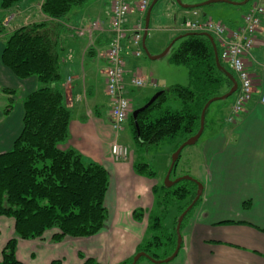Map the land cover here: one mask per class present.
Segmentation results:
<instances>
[{"label": "crops", "instance_id": "0c3cea01", "mask_svg": "<svg viewBox=\"0 0 264 264\" xmlns=\"http://www.w3.org/2000/svg\"><path fill=\"white\" fill-rule=\"evenodd\" d=\"M131 1L136 4L140 0ZM159 1L152 8L150 23L154 20L156 24L160 19L157 10L154 11ZM212 1L202 0L198 6H181L190 13L188 16L183 14V21L177 17L176 23H181L182 27L187 21L209 20L232 32L244 25L245 15L254 3L259 2L264 6V0H251L252 3L240 11L234 8L246 5L242 4L245 0ZM39 6L40 2H19L15 8L19 15L15 18V27L47 21ZM197 7L203 9L198 10ZM173 9L176 13V9ZM143 15L137 10L133 11L128 17L129 26L138 25ZM227 15L240 16L241 19L237 23L227 19L225 23L223 20ZM111 17L112 0H94L85 8L75 9L71 13L68 31L63 32L61 37V72L64 78L61 90L65 104L73 113L70 138L64 147L76 149L84 162L100 164L110 173L112 184L105 195L104 205L112 217L107 218L98 235L90 238L53 242L54 233H49L36 240H19L17 257L23 264L58 259L61 251L65 252L63 245L66 244H73L74 247L83 244L87 254L95 255H104L102 250L105 245L106 254H114L115 260L123 263L137 253L149 229L147 223L145 234L137 239L136 232L141 223L135 212L142 207L155 208L157 201L154 189L159 187L158 181L137 173L133 153L130 152L128 161L120 163L114 162L110 155L111 144L120 141L128 123L127 119L120 134L114 131L112 105L106 94V55L110 44L108 30ZM214 18L220 19L216 21ZM93 23L99 26L90 33L87 29ZM181 27L172 28V31L177 34ZM170 43L171 40L167 39L159 50L155 49V43L149 45L155 51L154 55H158ZM132 46L131 42L126 41L123 52L126 93L131 101L130 114L143 107L147 100L162 89L157 82L144 77L142 69L136 66L140 57L134 55ZM3 48L4 45L0 43V87L16 89L20 93L15 97L14 110L8 117L0 112V152L10 151L23 130L21 98L38 87L36 78L20 80L3 65ZM245 65L253 80L252 98L245 105V110L235 116V121L228 122L225 118L223 125H219L216 116L218 127L203 141L197 167V179L203 185V195L182 231L184 241L174 264H264V105L259 101L264 89V13L255 34V46L251 56L245 58ZM138 76L150 82L149 85L134 88L131 80ZM150 89L155 92L147 91ZM134 93H137L136 97H133ZM7 224L3 225L4 235L3 228H0V247H4L16 235L15 220L11 217ZM134 237L136 240L128 249L120 244ZM65 253L67 255L68 250Z\"/></svg>", "mask_w": 264, "mask_h": 264}, {"label": "trees", "instance_id": "16d2710c", "mask_svg": "<svg viewBox=\"0 0 264 264\" xmlns=\"http://www.w3.org/2000/svg\"><path fill=\"white\" fill-rule=\"evenodd\" d=\"M21 1L0 0V4L3 10L12 11ZM29 1L40 2L47 21L29 23L7 35L8 28L0 18L3 65L20 80L36 78L38 82L35 91L21 98L24 109L21 134L10 151L0 152V217L14 218L16 231L15 237L0 247V264H23L17 257L19 240L40 239L49 230H56L53 242L90 238L103 230L107 220L104 199L110 184L109 173L100 164L84 162L76 149L64 147L70 138L73 113L61 90L64 83L61 37L68 31L71 13L94 0ZM212 38L213 42L201 33H180V45L172 52L170 62L187 67L190 85L159 90L157 93L162 94L153 104L136 119L129 118L140 147H157L177 138L186 142L199 132L207 105L233 88L232 77L236 76ZM19 93L0 87V96L6 100L4 117L13 112ZM172 99L181 103L180 110L164 107ZM135 169L141 175L155 177L147 164L135 165ZM197 190V183L189 180L170 188L155 187L161 213L167 214L171 206L178 207L175 227L169 232L161 217H156L152 230L165 233L164 237L155 235L148 244L140 245L137 252H144L156 261L160 259L150 253L153 247L164 248L166 259L173 255L178 243V220L195 200ZM201 199L185 216L181 234ZM85 264L98 263L88 259ZM122 264H133V258Z\"/></svg>", "mask_w": 264, "mask_h": 264}, {"label": "rangeland", "instance_id": "374dc122", "mask_svg": "<svg viewBox=\"0 0 264 264\" xmlns=\"http://www.w3.org/2000/svg\"><path fill=\"white\" fill-rule=\"evenodd\" d=\"M201 1L202 0H160L158 2V6H156V8L154 9V11L157 10V14H159L160 19L156 22V24H154L155 23L154 20H152V22L150 23L148 35L145 41V47L150 53V55L153 57H156L162 54L167 49V47H169L171 44L173 45V47L167 56L161 58L160 60H151L149 55H147L145 52V47L143 46V44H141L140 46L141 54L139 56L140 58L136 62V66L142 69V74L144 77L149 78V80H154L155 82L159 84L160 88L162 89H168L174 85H181L184 87H188L190 85L189 72H188L187 67L176 66L170 62V57H171L172 52L176 50L180 45V41H177V43H175L176 39L179 38L180 36V32L175 34L174 30L172 31V28L175 29V28L181 27V23L180 24L176 23L177 17L178 18L181 17L180 19L183 21L184 19L183 14L188 16L190 13L189 10L187 11L183 10L181 6H184L186 4H188L189 6H196L197 4H202L200 3ZM232 1L239 2L241 0H232ZM251 3L252 1H250L246 5L235 7L234 9H239L240 11H242V9L247 8L248 5H250ZM173 8L176 9L177 11L176 13L174 12ZM196 9L202 10L203 7L202 8L197 7ZM239 15H241V13ZM18 16L19 15H18L17 10L14 9L12 11H5L1 8V4H0V18L3 20L5 27L8 28L7 35H9L11 31H14V29L17 28L15 27L16 25L15 18ZM173 16H174V22H172ZM219 19L220 18H214V20L216 21ZM227 19L232 20L230 22L237 23L240 21L241 17L236 16V15H233V16L227 15V17L224 18L223 21L226 23ZM155 25L157 27H154ZM153 28H157V29H153ZM167 39L171 40V43L162 51V53L158 55H154L155 51H153L150 45L153 46V44L155 43V49L159 50V48H161L163 44H165ZM132 47H134L135 49L134 45ZM102 63L104 64L103 61ZM147 91H149L150 93L155 92L154 89L152 90L150 89ZM136 96H137V93L136 94L134 93L133 97H136ZM235 99H236V93L225 101H217L211 105V107L208 110L207 116H206L207 126L205 128V133L202 135V137L196 144L185 145L182 148L180 159L177 162L175 169L173 170L171 177H170L172 181L185 177V176H190L194 180L198 181L197 167L199 165L198 164V160L200 157L199 152L201 151V147L203 146V141L211 132L214 131L215 127H218V125H216V122H218L217 121L218 119L216 118V116L219 118V121H220L218 122L219 125L225 122V118L228 120V118L230 117L232 113V110H231L232 105H233L232 102L233 100L235 101ZM134 104L138 105L137 102H135ZM5 105H6L5 97L0 96V112L1 113ZM164 107H169L173 110H180L181 103L179 101L172 99V100H169L165 104ZM211 123H213V125H211ZM183 142H184L183 139L177 138L175 140L163 142L161 145L157 147H151V148L150 147H147V148L140 147L137 144V141L135 139V133H134L132 121L128 119L126 129L124 133L121 135L120 141L118 143H122L129 147L130 152L134 154L136 165H141V164L149 165L150 168H152V170L155 172L154 178H156V180L158 181V186L164 187L165 182H166V177H167L168 171L172 163V159L176 151L182 146ZM149 178H152V177H149ZM109 180H110V184H112V176L110 175V173H109ZM164 213H165L164 211L161 213L160 207H158V205H155L154 209L142 207L141 209L135 212V214H137L136 218H138V220L141 223V225H139L140 226L139 230L136 232L138 234L137 239L143 236V234H145V226L147 225V223H149V229L141 245L144 246L148 244L150 241L153 240V237L155 235L164 237L165 233L162 234L161 231L157 233L152 230V225H154L156 217H161L162 225L164 228H166L169 232L173 231L175 227L177 213H178V207L171 206L168 208L167 214L166 213L164 214ZM111 217L112 215H110V213L107 212V218L110 219ZM8 218L11 219V217H0V228L1 227L3 228V235L5 232V228L3 227V225L5 226L8 225L7 221L10 220ZM54 232H56V230H49L44 233L43 237L45 235H50L51 233H54ZM118 240L119 239H117V241ZM135 240H136V237L125 240V244L121 242L120 244H122L123 247L125 246V248L128 249L130 244L134 243ZM184 244H186V242H184ZM63 248L65 252L68 250L67 255L64 251H61L60 253L61 257H59L58 259L56 258L53 260L50 259L48 262L41 260L38 264H52L54 261H61V264H85V262L88 259H93L98 264H122V262L119 263L117 260H115L114 254L112 253L106 254L108 252L106 251L105 245L103 246V250H102L104 255L103 254H98V255L87 254V251L85 247L83 246V244L79 247H74L73 244H66V245H63ZM138 253L140 252H137L135 255H133L132 258L134 259V257ZM150 253L158 257V259L160 260L166 259L165 258L166 250L164 248H154L153 247ZM92 255L94 256L91 257ZM143 259H144L143 260L144 262H142L141 264L143 263L152 264L148 260V258L143 257ZM176 260L177 258L174 261L170 263H165V264H174Z\"/></svg>", "mask_w": 264, "mask_h": 264}, {"label": "built area", "instance_id": "2783aa9c", "mask_svg": "<svg viewBox=\"0 0 264 264\" xmlns=\"http://www.w3.org/2000/svg\"><path fill=\"white\" fill-rule=\"evenodd\" d=\"M151 0H140L133 4L131 0H112V18L110 21V48L106 55L108 67L106 69V92L109 97L112 109V128L118 134L127 120L130 112V101L127 97V85L124 81L125 60L123 52L125 42L131 41L135 46L134 54L138 57L141 54L139 49L144 32L143 18L138 25L129 26V15L137 10L142 15L147 12ZM264 13V6L254 3L244 18V25L238 30L229 32L228 29L213 21H187L180 29V32H198L211 34L217 41L221 56L234 72L239 80V92L232 105V113L229 122L235 120V116L245 110L253 95V80L246 69L245 58L251 56L255 46V34L261 23V16ZM143 15V17H144ZM196 15V14H195ZM94 23L88 30L92 32L98 28ZM134 88H143L147 85L145 79L134 77L131 80ZM155 86V84H152ZM260 103L264 105V89L260 93ZM110 155L114 162H125L129 159L130 150L126 145L114 141L110 147Z\"/></svg>", "mask_w": 264, "mask_h": 264}, {"label": "water", "instance_id": "95a60500", "mask_svg": "<svg viewBox=\"0 0 264 264\" xmlns=\"http://www.w3.org/2000/svg\"><path fill=\"white\" fill-rule=\"evenodd\" d=\"M158 0H154L152 2V4L150 5V7L148 8V11L146 13V17L144 19V32H143V38H142V44L143 46L145 47V41H146V38H147V35H148V30H149V26H150V18H151V11H152V8L155 6V4L157 3ZM251 0H245L244 3L242 4H247L249 3ZM212 2H220V0H214ZM224 2H228V1H224ZM237 4V3H236ZM191 8V7H190ZM201 34H204L206 35L207 37H209L211 39V41L213 42V38L211 37L210 34L208 33H201ZM173 45L171 44L169 47H167V49L160 55L156 56V57H153L150 55V53L148 52V50L146 49L145 47V52L147 55H149L150 59L151 60H160L161 58L167 56L169 54V52L171 51ZM232 81H233V88L231 89V91L229 93H227L226 95L222 96L221 98L219 99H216L215 101L209 103V105H207L206 109L204 110L203 112V115H202V119H201V127H200V130L199 132L189 138L186 142H184L182 144V146L176 151L173 159H172V163H171V166H170V169L168 171V174H167V177H166V182H165V187L166 188H170V187H173L174 185H176L177 183L183 181V180H189V181H194L197 183L198 185V190H197V195H196V198L195 200L193 201V203L188 207V209L181 215V217L179 218L178 220V224H177V227H176V231H177V235H178V243H177V247L173 253V255H171L170 257H168L167 259L165 260H160V261H156L154 259H151L148 257V255L144 252H140L138 253L134 259H133V264H137V262L143 258V257H146L148 258L149 260H151L154 264H165V263H170L172 261H174L179 253H180V250H181V247H182V243H183V236L181 234V224L185 218V216L187 215V213L189 211H191L193 209V207L195 206V204L201 199L202 195H203V185L201 182H198L197 180H194L192 177L190 176H185V177H182V178H179V179H176L174 181L171 180V174L173 172V170L175 169V166L177 164V162L179 161L180 159V156H181V151H182V148L185 146V145H194L196 144L200 138L202 137L204 131H205V128H206V116H207V109L208 107L210 108L211 105L214 103V102H217V101H225L227 100L228 98H230L232 95H234L237 91H238V88H239V84H238V81L232 77ZM162 94V92H159L157 93L156 95H154L150 101L145 105L143 106L142 108L136 110L134 113H133V117L134 119L137 118L138 114L141 113L142 111L146 110L151 104H153L157 99L158 97ZM209 110V109H208ZM207 112V113H206Z\"/></svg>", "mask_w": 264, "mask_h": 264}]
</instances>
